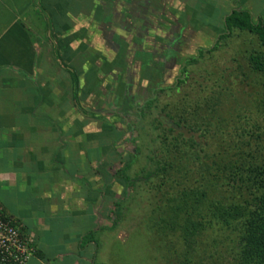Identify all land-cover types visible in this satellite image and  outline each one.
Listing matches in <instances>:
<instances>
[{
  "label": "crops",
  "instance_id": "0c3cea01",
  "mask_svg": "<svg viewBox=\"0 0 264 264\" xmlns=\"http://www.w3.org/2000/svg\"><path fill=\"white\" fill-rule=\"evenodd\" d=\"M196 6L190 0H0V205L34 240L36 254L27 264H104L97 253L115 233L105 239L99 231L112 214L95 173L101 160L88 164V147L97 144L88 140V119L95 114L90 122L98 125L105 116H130L126 97L133 101L136 88L161 81L175 63L179 71L184 45L204 28ZM182 13L185 25L172 29ZM158 64L152 80L138 75ZM119 83L131 91H116ZM89 231H96L99 247L83 246Z\"/></svg>",
  "mask_w": 264,
  "mask_h": 264
},
{
  "label": "trees",
  "instance_id": "16d2710c",
  "mask_svg": "<svg viewBox=\"0 0 264 264\" xmlns=\"http://www.w3.org/2000/svg\"><path fill=\"white\" fill-rule=\"evenodd\" d=\"M240 6L225 16L211 48L183 62L171 86L132 107L129 137L109 129L88 136L104 150L95 173L106 195L121 186L119 197L107 196L110 225L99 231L105 239L135 231L155 264H264V17ZM230 44L240 48L216 64ZM122 139L140 146L118 151ZM95 234L83 246L99 247ZM102 252L111 262L113 252Z\"/></svg>",
  "mask_w": 264,
  "mask_h": 264
},
{
  "label": "rangeland",
  "instance_id": "374dc122",
  "mask_svg": "<svg viewBox=\"0 0 264 264\" xmlns=\"http://www.w3.org/2000/svg\"><path fill=\"white\" fill-rule=\"evenodd\" d=\"M191 3L194 5H197V9H200V12H198V16L196 15V21L197 23H199L200 26H204V28H202V32L200 33L199 37L196 38H189L190 40H188V43L184 45L185 47V53L182 54V59H190L196 56V49H209L212 47L215 39H217V28H221L223 21L225 19V16L230 14L232 12V10H234L233 8L228 10V12L226 14H222L221 12L223 10L228 9V7L233 6L236 2L238 3L237 0H190ZM205 1H208L206 4L204 3ZM242 4H240V8L248 10L249 12H251V14L253 16H263L264 17V0H242L241 1ZM234 7V6H233ZM236 7V5H235ZM230 12V13H229ZM173 22L171 24V28H175V25H180L181 23H183V25H185V22L187 20V17L184 15V13H182V15H179L177 17H173ZM205 20L207 22H205ZM185 21V22H183ZM175 24V25H174ZM174 25V26H172ZM182 25V24H181ZM151 36L152 33L148 34L147 32L145 33V36ZM189 45V46H187ZM238 47V46H237ZM235 45L230 44L224 48H221L222 51H224L223 53H221L220 55H222V57L224 56V60L222 59H216L215 62H217L216 64H223L224 61L233 55L235 49H239L237 48ZM146 54V53H145ZM232 54V55H231ZM147 55V54H146ZM146 55H144V58L146 57ZM168 55H171L170 53ZM219 55V56H220ZM141 55L137 54V58L140 59ZM120 59V58H119ZM165 61V59H167V57L161 58V60ZM169 59V57H168ZM121 64L120 60H118L116 62L117 67ZM104 67H106V63L104 62ZM158 67H160V64H158L157 66L153 67L151 65H148L147 67L145 66L144 68H142L141 71L138 70V75L141 76L142 80H148L147 78H149V80H152L153 77L156 76ZM162 67V66H161ZM152 70H151V69ZM178 75V63H175V66H173L172 71H168L166 76L164 77V79L162 78L161 81H157L154 80L152 84H146L147 86L144 87L145 91H141L140 87L139 89L136 88L135 90V96L136 98H134L133 101L129 102L130 105H128V107L131 109L132 106L134 107L135 103L133 104V102H135L136 100H139V105H143L144 101L147 100L149 98L150 95H152L155 89L157 90L159 87H168L171 86L175 77ZM139 77V76H138ZM152 82V81H151ZM120 85H118L116 91L121 92L124 90H126L127 92L131 91V87L126 86L122 83H119ZM124 85V86H121ZM157 87V88H156ZM242 88H244V86H242ZM138 105V106H139ZM137 106V107H138ZM110 108H113V106H110ZM129 108H126V110H129ZM123 109V111H126ZM111 111V109H110ZM134 112V110H133ZM133 112H131L130 116H122L121 118H106L105 119H100L101 122H98L99 124L96 125L95 123H91L90 120H94V116L95 114H91L92 116H90L88 119L89 123H88V127L89 128L88 132L91 135L92 133L97 132L98 134L95 135V137L97 136V138H100L99 136H103V129H109L112 131H117L118 133H123V134H127L126 133V126L128 124H134L136 123L135 119L137 117V114H133ZM94 115V116H93ZM121 120L123 121V123H121ZM97 130V131H96ZM108 131V132H109ZM115 134V133H114ZM94 135V134H92ZM135 135V134H134ZM119 136V135H118ZM129 137V134L126 135V138ZM140 140L137 139L136 142L134 144H129V143H125L122 140H118L116 142V148H118V151H128V152H133L134 148L140 146ZM94 148V149H93ZM104 148V147H103ZM103 151L101 150V148H98L97 150V144H93V146L91 147V145H89L88 150H87V157H88V164L90 165L91 163L96 164L97 162H99V157H102L103 155ZM115 166H118V164L114 163ZM88 167V166H87ZM91 167V166H90ZM89 167L88 170V175L92 176L91 170H93L92 168ZM91 169V170H90ZM95 184V182L93 183ZM120 192H121V186L114 184L113 186H111L108 190V195L107 192H105V208L110 207L111 205V200H109L107 198V196H114L116 195V197L120 196ZM130 193V191H129ZM135 226H138V222L137 223H132L129 225L128 228L132 229ZM116 233V236L114 234V242H112L109 246H105L103 249L102 254L104 255V257L108 256V253H112L113 252V258H111V262H108L107 264H155V261L152 259V257L150 256V254L152 255V253L149 251V246L148 243L145 242L144 239H140L138 237V233H136L135 231L132 232H126V231H120L118 230ZM107 255V256H106Z\"/></svg>",
  "mask_w": 264,
  "mask_h": 264
},
{
  "label": "built area",
  "instance_id": "2783aa9c",
  "mask_svg": "<svg viewBox=\"0 0 264 264\" xmlns=\"http://www.w3.org/2000/svg\"><path fill=\"white\" fill-rule=\"evenodd\" d=\"M35 254L34 240L12 222L0 205V264H27Z\"/></svg>",
  "mask_w": 264,
  "mask_h": 264
}]
</instances>
